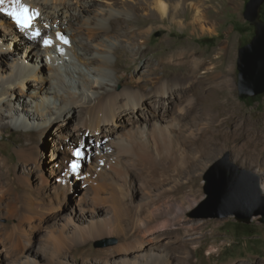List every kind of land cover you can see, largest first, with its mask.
<instances>
[{
    "label": "rangeland",
    "instance_id": "1",
    "mask_svg": "<svg viewBox=\"0 0 264 264\" xmlns=\"http://www.w3.org/2000/svg\"><path fill=\"white\" fill-rule=\"evenodd\" d=\"M24 1L26 0H21L22 3ZM31 1L36 8L43 3V0H39L40 4L37 2L38 0ZM83 1L46 0L50 3L49 10L54 16H57L61 11L60 7H65L72 12L76 11L79 3ZM177 1L181 4V13L176 18L178 23L173 24L169 19L166 21L159 16L152 18L149 15L150 4L142 10H135L136 14H134L126 13V10L123 11L129 3H132L129 0H118V2L116 0H96L95 6L90 11L91 20L100 16L109 21L110 16L105 14V11L114 9L123 11L119 14L123 19L133 18L134 15H137L134 23L130 25L131 28H136L141 24L148 26L150 22H156L157 25L144 37L146 42H142V37L138 35L135 38L136 34L133 35L134 39H129V34L124 32L128 29L127 22L119 32L110 31L108 34L90 38L93 42L92 45L101 46V43L104 42L108 44L109 50L104 51V55L108 58L110 66L100 65L96 61L91 64L92 66L86 63L84 67H88L90 71H93L92 73H99V75L103 70L105 76L102 80H112L119 90L130 88V90H145L143 92L153 96V84L146 80L148 63L150 61L157 62V59L165 55L168 50L177 51L183 49L182 47H191L197 53L194 56L204 59L205 62L199 75L204 73L202 71H206L205 74L208 73L210 78L213 77L215 81L227 79L226 90H229L226 93H232V99L237 107L236 112L230 109L228 114L221 116L215 122L217 128L208 126L207 120H200L195 131L190 134V128L183 127L185 130H181L183 121L179 107L172 108L168 112V116L175 125L179 123L174 136L177 140V150L172 157L163 152L157 156L159 163L152 165L145 159L140 149L134 147L132 150L135 152L131 150L127 154L126 152L117 154L118 157L114 155L117 161L113 168L108 169L105 160L100 159V163L103 161L102 169L106 170L105 180H101V178L97 180L99 185H103L102 188L96 187L97 184L96 186L89 184L88 177H78L73 192H70L68 202H66L67 205H62L66 209L64 211L57 207L51 208L52 205H49L50 203L45 200L47 191L41 186L42 172L46 174V177H49L48 163L53 162L54 157L57 159L65 157L68 148L70 147V150L80 142H75L74 145L66 144L65 147L62 130L56 132L55 136L51 134L53 130L48 133L34 130L30 133L29 130L18 128L17 125L25 120L24 113L30 112L28 110L30 99L25 96L21 88L18 89L15 97L19 100H13L14 105L11 111L7 106H4L0 113V264H14V259L21 257L20 252L10 255L9 242L5 236L7 232L17 227V221L22 219L24 213L33 215L32 224L28 222L24 224L31 228L32 236H34V251L29 253L36 251V255L41 259V264H105L108 262L118 264L117 261H113L115 260L113 258L119 242H122V239L133 242L137 236L146 240L145 245L147 244L148 253L153 251V253L161 254L170 264H264V216L262 214L254 215L249 221L239 219L236 214L225 217L214 216L213 211L221 209L218 206L220 202H207L209 195L206 191L207 181L205 178L210 167L226 152L230 153V158L237 164L255 171L259 175L258 170L264 168V93L256 96L257 98L254 100L251 97H241L238 90V50L242 45L248 43L255 34L254 25L244 17L248 0ZM10 2L11 0H6V3ZM52 6L54 10H52ZM55 6L58 7L55 8ZM198 14H200L199 17H197ZM115 15L118 14L113 16ZM262 18L264 19V5ZM82 20H77L74 26L76 29L81 27L80 30L86 36L87 29L81 22ZM42 24L45 25V22ZM15 30L17 31V25L12 18L0 12V40H10L9 42H11L12 37L16 36ZM58 31H63L76 40L72 31L63 27ZM86 39L84 41L88 42ZM17 41H19L17 38L16 41H13L12 52L0 59V71L4 75H8L12 71L13 74H16L18 69L29 73L38 63L42 67L41 57L46 56L44 54L46 51L41 49L39 55H36L35 51L34 53L26 52L23 55L22 51L16 53L15 56ZM78 46L80 47V45ZM73 47L78 48L76 44ZM114 48H119L117 54L114 52ZM91 49L86 54L87 59L96 57L97 54H93V51L101 52L102 50L97 47ZM19 50L21 51V49ZM80 50L82 54L78 53V55L81 57L84 51L81 47ZM47 52H49L48 55L51 54L50 51ZM20 55H23L24 58H21ZM193 58L192 56L191 59L193 60ZM167 63L164 66H158V72L172 78L178 86H182L184 83L189 85L190 79L183 81L180 74L187 67L179 61L170 63L168 61ZM63 66L62 73H67L69 66ZM99 67L101 69H98ZM137 67L140 71L136 70ZM45 68L44 75L48 78L47 84L51 85L48 64ZM117 75L122 76L121 82H118ZM132 78L135 82L131 87L129 81ZM74 82L76 86L74 89L72 88V91L76 94L88 91V84L91 83L89 79L81 77L76 78ZM207 87L208 85L206 89ZM59 92L67 95L65 90L60 87ZM31 97L35 96L31 95ZM225 97L227 98V95ZM156 100V96H153L152 104H155ZM185 104L186 102L181 103V105ZM82 105L83 107L77 108L74 117L72 112L68 113L71 119L70 129L76 134L82 118L86 115L87 103ZM56 106L58 107V105ZM63 118L64 116L59 122L65 121ZM16 121H18L17 124ZM218 127L221 129L220 135L215 133V129ZM235 132H244L245 134L235 140L231 138ZM57 141L60 143L59 146L56 144ZM26 143L37 144L40 147L41 154L38 162L42 167L35 165L32 161H24L19 158L17 149ZM102 148L104 149V146ZM97 152V155H94V160L100 154ZM111 158L114 160L113 157ZM95 164L96 160L92 165ZM141 164L143 166L145 164V166L143 167ZM96 173L93 171L92 174ZM26 176L29 181L27 183L23 181ZM105 182L107 186L104 185ZM120 187H123L124 191ZM107 189L110 190L107 191ZM116 189L122 190L121 196H116ZM95 192L99 195V199L91 198L92 195L95 196ZM29 200L34 205L38 206L40 203L39 205H44L45 208L40 207L39 213H33L26 207L29 205ZM82 200L85 202L83 206L87 210L80 208L83 204ZM58 202L55 200L52 204L58 205ZM97 202L99 203L97 204ZM70 211L76 213L69 214ZM79 211H88V215L92 216L87 219V223L104 221L109 224L111 222L114 223L111 230H114L99 238L98 236L90 237L83 243L74 242L66 237L67 240L64 238L61 243L54 244L51 235L58 234L62 230L67 217L76 219ZM155 247L160 250L151 251V248ZM134 257L130 255L126 258L134 261L136 258ZM136 259L142 261L141 257Z\"/></svg>",
    "mask_w": 264,
    "mask_h": 264
},
{
    "label": "bare ground",
    "instance_id": "2",
    "mask_svg": "<svg viewBox=\"0 0 264 264\" xmlns=\"http://www.w3.org/2000/svg\"><path fill=\"white\" fill-rule=\"evenodd\" d=\"M116 1L118 2V0ZM129 1L132 3H129L128 6L126 8L124 7L125 9L123 10H126V13L132 12L136 14L135 10H142L146 5L150 4L151 9L149 11V15L152 18L159 16L166 21L169 19L173 24L178 23L176 18L181 13V4L177 0ZM31 2V0H26L23 3L27 4L29 8L34 13H38V15L34 16L32 25L28 29H22L17 26V31L15 30L16 36L14 38L12 37L11 42H9L10 40H0V59L2 57L8 56V53L12 52L14 47L13 41H16V38L19 41H17L15 45V53L13 52L15 56L17 55L16 53H21L22 51L23 55L26 54V52L34 53V51L36 52V55H39L41 53V49L46 51V53H44L46 56L43 58L41 57L42 67H40L39 63L35 64V67L33 68L34 70L31 69V72L29 71V73L28 71L24 73L23 70L20 71L18 69L16 74H13L14 72L12 71L8 75H4L0 71V113L2 112L4 106H7L11 111L14 105L13 100H19L15 97L16 92L21 88V90H23L25 93V96L30 99V107L28 109L30 112L24 113L23 117L25 120L21 121L20 125H17L18 128L20 127L21 129L29 130L30 133L34 132V130H39L41 133H48L53 130L51 134L55 136L56 132L62 130L64 135L63 145H65V147L66 144L74 145L75 142H80L79 145H74V147L70 150V147L68 146L69 148L65 153V157L61 159L54 157L53 162L48 163L47 167L50 174L49 177H46V174L42 172L41 186L47 191L45 200L50 203L49 205H52L51 208L57 207L59 210L62 209L66 211L62 205H67L66 202H68L70 192H73V188L78 177H88L89 179H87L89 184L92 186H96L97 184L96 187L102 188L103 185H99V181L97 180L99 178H101V180H105L106 170L102 169V166L99 164L100 159L105 160L108 169L113 168V165L117 161L114 158V155L117 156V154L122 152H126L127 154V152L131 151L134 147H138L145 156V159L152 165L159 163L157 156L163 152L170 154L172 157V155L177 150V140L174 136L179 125L178 122H176L178 125L172 123V119H170L168 116V112H170L172 108L174 109L175 107H179L181 112L180 114H182L181 119L183 121L181 128H190V134L195 131V127L198 126L197 124L200 123V120H207L208 126L217 128L215 122L221 116L228 114L230 109L236 112L237 107L235 105L234 99H232V93H226V91L229 90L228 88V90H226V86L228 87L227 79L225 78L221 81H215L213 80V77L210 78L208 73L205 74L206 71H202L204 73L199 75L200 70L204 66L205 62L204 59L194 56L197 53L195 49L193 50L191 47H182L183 49L177 51L174 49L168 50L165 55L160 56L157 59V62L150 61L146 66L148 69L146 71V80H149L153 84L152 94L153 96H156L157 99L155 104H152L153 96H151L150 93L143 92L145 90H130L131 88L128 90L132 92L128 90H119L117 89L115 83L113 84L112 80H102L105 76L103 70L100 71L101 74L99 75V73H92L93 71H90L88 67H84V64L87 63V65L90 64V66H92L91 64H94L96 61H98L100 65L106 64L105 66H110L108 58L104 55V51L106 52L109 50L108 44L104 42L101 43V46H97L96 44L92 45L91 43L93 42H91L90 38L97 37L100 34H108L110 31L119 32L123 29V27H125V22H127L128 29H124V32L129 34V39H134L133 35L136 34L134 35L135 38L138 36L142 37V42H146L144 37L150 33L154 26L157 25L156 22H150L148 26L141 24L136 28H131L130 25L134 23L137 15H134L133 18L123 19L122 16L119 15L123 11L114 9H107L105 11V14H109L110 16L109 21L100 16H96L95 19L91 20L90 11H92L93 6H95L96 0H84L83 2H80L77 10L74 12L65 9V7H60V12L62 13L60 14L59 12L57 16H54L50 13V3L46 2V0L45 2L43 0V3L37 8L33 6L34 3ZM37 2L39 3V0ZM4 6L7 7L8 3H6ZM56 7L58 6H55V8ZM52 10H54L53 6ZM116 13L118 15L113 16ZM199 15L200 14H198L197 17H199ZM79 19L84 20V22L83 20L81 22L84 23V26L87 29L85 32L87 37L84 36V33L80 30V25H78L80 29H76L74 26L75 22ZM43 22H45V25L42 24ZM62 27L72 31L78 43L75 39L73 40L72 37L68 36L63 31H58L62 29ZM36 31H39L40 35L34 37L33 33ZM57 33H63L65 37L69 39V44H63L61 41H59L56 37ZM46 37L52 39V45H44L43 40ZM85 39L88 42L84 41ZM75 44L78 48L73 47ZM78 45H80L81 49L84 51L83 56L81 57L79 55L82 54V52ZM92 47H97L102 50L101 52L96 50L93 51V54H97L96 57L87 59L88 57H86V54L92 50ZM61 48L63 51L59 50ZM19 49H21V51ZM47 51H50L51 54L48 55L49 52ZM114 52L117 54L119 52V48H114ZM23 55H20V57L24 58ZM192 56L194 57L193 60L191 59ZM168 61L169 63L179 61L181 64L187 67L180 74L183 81L190 79L189 85L184 83V85L178 86L172 78L166 77L165 74L161 75L158 72V66H164L168 64ZM46 64H48V69L50 72L48 75L50 76L52 82L51 85L47 84L48 78L44 75V73H46ZM62 66H69L67 73H62ZM138 68L139 67H137L136 70L140 71ZM98 69L101 68L99 67ZM80 77L83 79H89L91 83L88 84V91H83L80 94H76V92L72 91V88L74 89L76 86L74 80ZM117 78L118 82L122 81L121 75H117ZM134 82L135 80L132 78L129 81V86H134ZM207 85L208 87L206 89ZM59 87L65 90L67 95L60 94ZM31 95L35 97H31ZM190 95L191 97H189ZM226 95L227 98L225 97ZM36 98H38V100H36ZM183 102H186V104L181 105ZM84 103H87L86 115L82 118L76 134L72 129H70L71 119L70 116H68V113L72 112L74 117L76 115L77 108L80 106L83 107L82 104ZM56 105H58V107ZM62 116H64L63 120L65 121L59 122ZM17 122L18 121L15 123L17 124ZM181 130L185 129L183 128ZM220 132V127L215 129L216 135H220ZM244 134V132H235L233 137H230L238 140L240 137L244 136ZM56 144L58 146L60 145L58 141ZM102 146H104V149ZM78 147H83L85 150V154L80 158L74 156V152ZM96 150L100 154H98L99 156L97 159H95L96 164L92 165L93 161H95L94 155L97 152ZM17 154L21 160L32 161L35 165L42 167V165L38 162L41 150L37 144L31 145L30 143H26L24 146H21L19 149H17ZM111 157H113L114 160H112ZM164 157H162L163 160ZM73 160H76L79 165L76 172H72L69 168V165ZM141 160L143 159L141 158ZM93 171L97 173L93 175ZM258 172L262 177V183L260 182V186L262 193H264V168H260ZM23 181H26V183L29 182L27 176L23 178ZM104 185L107 186V183L105 182ZM110 189H107V191ZM122 190L116 189V196H121ZM94 195L95 196L92 195L91 198H100L96 192ZM88 197L90 196L88 195ZM61 198L63 200H60ZM55 200L59 201V204H56L57 206L52 204ZM82 203L83 204L80 208L87 210L85 206H83L85 202L83 201ZM98 203L99 202H97V204ZM28 204L29 205L26 207L29 208V210L33 213H39L40 207L45 208L44 205H39L40 203L38 206L34 205L30 200L28 201ZM10 209L12 208L10 207ZM88 211H79V214L77 212L78 217L76 219L67 217L63 224L62 230L58 234L51 235V239L53 240L54 244L61 243L62 239H66V237L72 239L74 242L83 243L90 237L98 236L99 238L105 233L110 234V231L114 230H111L112 225L114 224L111 222H109V224H106L104 221H93L87 223V219L92 217L88 215ZM75 213V211H70L69 214ZM32 217V214L27 215L24 213L22 219L20 218L19 221H17V227L7 232V235L5 236L9 242L10 255L14 252L17 254L20 252L22 257H19L20 259L16 257L14 259L15 263L13 262L14 264H41V259L38 257V255H36V251L35 253H29L32 250L34 251V236H32L33 234L30 230L31 228L27 227L24 223L28 222L32 224ZM144 240V238H140L138 236L133 242H128L127 240L124 241V239H122V242H119L117 246V251L113 258L115 260L113 261H117L118 264H170L169 261L164 259L161 254L153 253L152 250H160V248H151L152 253H148L146 250L147 244L145 245L146 240ZM130 255L133 257L135 256L136 258L141 257L142 261H138L135 257L134 258L136 260L134 259V261L127 260ZM105 264H111V262Z\"/></svg>",
    "mask_w": 264,
    "mask_h": 264
},
{
    "label": "water",
    "instance_id": "3",
    "mask_svg": "<svg viewBox=\"0 0 264 264\" xmlns=\"http://www.w3.org/2000/svg\"><path fill=\"white\" fill-rule=\"evenodd\" d=\"M264 0H248L244 17L255 27L253 38L238 50V90L241 97H256L264 93ZM207 202H220L214 216L236 214L249 221L254 215L264 216V194L261 177L242 167L226 152L206 174Z\"/></svg>",
    "mask_w": 264,
    "mask_h": 264
},
{
    "label": "snow or ice",
    "instance_id": "4",
    "mask_svg": "<svg viewBox=\"0 0 264 264\" xmlns=\"http://www.w3.org/2000/svg\"><path fill=\"white\" fill-rule=\"evenodd\" d=\"M5 3L6 0H0V12H3L7 16L11 17L15 24L22 29H28L32 25L34 16L38 15V13H34L27 4L22 3L21 0H11L7 7L4 6ZM39 35V31L33 33L34 37ZM56 37L63 44L69 43L68 39L61 33H57ZM43 43L45 46H50L53 44V41L51 38L46 37L44 38ZM59 50L63 51L62 48ZM84 154L85 150L83 147H78L74 152V156L77 158L82 157ZM78 167L79 165L76 160H73L69 165L72 172H76Z\"/></svg>",
    "mask_w": 264,
    "mask_h": 264
},
{
    "label": "trees",
    "instance_id": "5",
    "mask_svg": "<svg viewBox=\"0 0 264 264\" xmlns=\"http://www.w3.org/2000/svg\"><path fill=\"white\" fill-rule=\"evenodd\" d=\"M257 97H258V96H257ZM257 97H251V98L255 100Z\"/></svg>",
    "mask_w": 264,
    "mask_h": 264
}]
</instances>
